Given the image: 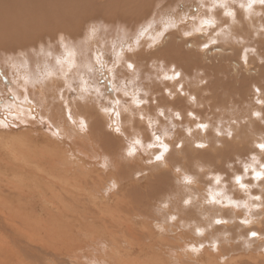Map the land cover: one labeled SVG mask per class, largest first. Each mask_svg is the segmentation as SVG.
I'll use <instances>...</instances> for the list:
<instances>
[{
    "label": "bare ground",
    "instance_id": "bare-ground-1",
    "mask_svg": "<svg viewBox=\"0 0 264 264\" xmlns=\"http://www.w3.org/2000/svg\"><path fill=\"white\" fill-rule=\"evenodd\" d=\"M250 14L247 13V16H252L249 19L253 20L254 14ZM247 16L246 19L249 20ZM12 25L13 23H10V26ZM165 27H168L167 23L158 29ZM158 29L143 36L148 40L147 47L151 42L150 38L156 35ZM10 30L15 34L14 29ZM17 30L21 31L19 26ZM191 32L198 33V37L201 36L200 38L203 40H206L207 37L211 39L210 31L207 28L203 29L202 34L194 30ZM16 34L25 37V33ZM222 35L226 40H220V44L216 43L210 47L215 49L216 54L214 55L225 56L224 59L218 60L219 63L215 66L219 72L216 69H206L202 72L204 74L224 73L225 69H229L227 66L229 63L228 65L232 66L230 70L232 75L237 80H243L242 85L230 84L233 88L222 92L221 95H209L208 93H211L208 92L211 89V85L210 87L208 85L209 81L197 78L193 80V86L189 84L188 88L189 80L181 78L180 80L184 84L173 81L176 88H170L171 93L178 89L187 99L192 100L191 97L194 96V101L198 106L204 105L207 110L215 107L220 99L225 98L222 101L230 102L229 99L233 98L235 94V100L232 102L236 106L238 100L246 96L243 91L258 89L260 82L256 80L259 77V74H256L257 69L254 66L246 67L248 63L244 66L238 60L231 61L228 54H231L233 49L225 47L231 37L225 31ZM263 37L264 35L259 38ZM167 38L161 44L166 43ZM134 39L135 37L131 38L128 45L132 44ZM4 40L5 38L2 41ZM178 40L173 36V39L167 42L165 47H162L159 56L171 59L172 65L184 64L185 60L194 62V64L201 61L197 53H183L179 48L180 44L177 43ZM140 41L143 42L142 37ZM115 46L117 45L112 46L113 50ZM191 46L196 47L194 43ZM4 47L6 49H1V51L8 49V46L4 45ZM200 48L202 49V47ZM127 51V48L126 50L119 48L114 50L117 60H123V58L125 62L131 60L127 58ZM59 59L65 63V67L69 68L72 63H68V60L74 61V53L71 52L70 55L62 56ZM103 61L104 67L101 68L99 65V69H101L99 72L104 71V78L109 86L110 83L113 84L112 76L107 71L111 66L107 62L105 63V59ZM132 61L134 62V60ZM78 64V62H74V66H78ZM161 70L163 73V69ZM59 74L62 76L61 72ZM70 75L67 73L69 79ZM63 76L66 77V75ZM90 76L94 77L93 72ZM201 77L207 78L204 75ZM97 82L99 80L94 77L93 86L96 90L99 89ZM52 84L55 86V83ZM180 85H183L182 91ZM107 89H110L111 92V95L108 93V100L114 102L120 99V102L125 105L120 94H118L120 95L118 99L114 98L113 90ZM259 92L263 93L260 90ZM45 97L44 95L42 98ZM112 102L109 101V103ZM23 105L27 107L29 114L36 111V105L33 102L24 101ZM124 105L121 106L122 113L120 115L122 117H120L119 123L123 132L122 137H117L108 131L107 126L113 123L116 117L102 111L107 104L100 107L102 116L86 117V129L82 130L77 123H73L70 128L65 126L59 128L58 134L52 137L33 131L31 119H26L28 122L22 120L24 125L18 124L20 122L17 123V119L11 121L13 114L2 108L4 105L0 103V209L5 211L11 225L22 235V237L11 239L9 233L5 235L0 233V264H264V243L260 244L261 233L258 243L253 245L242 235L244 231L242 234L234 233L235 231L231 233L228 229L222 231L217 228L215 223L217 217H224L226 220L228 216L231 220L236 221L237 214L235 207L232 204L229 205L232 198H229L230 195L225 190L226 188L213 187V189L207 182V175L210 173L220 177L215 168L222 153L227 150L244 153L239 150L243 148L241 139H239L240 141L237 139L242 135L238 132L240 129L236 133V139L231 141L221 139V146L218 147L217 141L211 136L207 142V148L210 151H208L209 149L199 151L194 146L197 140H191L188 136L182 138L185 147L181 150H174L173 159L179 160L181 165L178 166H182V172H186L193 178V183L186 185L171 168V165L166 169H158L148 163V159L155 149H149V153L143 149V153H138L134 158L126 156V145L134 138H143L142 126L145 122L152 121L153 123L152 118L154 117L147 110L139 108L132 110L131 107ZM116 107L117 105H115ZM46 109L44 108V111ZM172 110L174 109L172 108ZM136 114L138 118L133 116ZM57 116L59 115H55V119ZM55 119L53 118V120ZM261 119L264 122V114ZM55 123V127L60 124ZM55 123L53 122V125ZM250 126L251 128H247L252 131L257 144L264 142V137L261 136L264 134V127L260 126L256 120L254 125ZM217 128L218 125L214 131ZM254 128L258 130L255 133ZM152 132L154 131H151L145 140L143 139L145 144L149 142ZM203 141H207L205 136ZM166 142L171 141L167 138ZM105 158H107V166H105ZM241 164L243 166L245 162ZM138 172L144 174L138 176ZM113 184L115 187H112ZM259 184H263V182ZM261 187L260 185L259 188ZM262 194H264V187L258 193L264 201ZM213 195L217 200L222 199L223 204L211 203L210 198ZM188 198L192 200L191 205H184L183 200ZM164 203H167V208L162 206ZM257 207L261 212L258 214L260 215L258 218L255 217L257 212L251 214L245 208L242 215H238L241 220L248 218L250 221H256L259 219L256 225L246 223L249 232L253 231L255 227L260 232L264 226V205L261 204V201H257L256 209ZM170 215H175L176 220L168 219ZM242 224L245 223L242 222ZM239 227L238 224L233 226L236 230ZM197 229H202V234L198 233ZM227 233H231V236ZM193 248L196 250L194 251Z\"/></svg>",
    "mask_w": 264,
    "mask_h": 264
},
{
    "label": "rangeland",
    "instance_id": "rangeland-1",
    "mask_svg": "<svg viewBox=\"0 0 264 264\" xmlns=\"http://www.w3.org/2000/svg\"><path fill=\"white\" fill-rule=\"evenodd\" d=\"M222 3H226L227 7L222 9L219 6ZM240 4H244L245 7L240 8ZM247 4L248 0H0V42L2 44H0V103L4 105L2 108H5L13 114L11 116V121L17 119L16 122H20L18 124L21 125L22 120L31 119L33 123L31 129L33 131L55 137L59 128H63L64 126L70 128L73 124V120L77 121V125L79 126L78 122L81 118L85 120L86 117H90L91 115L102 116L100 109V107H102L101 105L107 104L108 106V104H110L109 101H113L107 99L108 93H111L110 89L107 88H111L114 98L118 99L121 95L123 101H125L126 107H131L132 110L133 108L147 110L153 115V126L149 127V122H145L141 128L143 136V138H141L142 141L145 140L151 131L162 132L165 128H168V122L176 125L175 130L170 131L167 137L170 141L179 139V141L183 142L182 138L187 136V133L184 135L186 129L191 128V140L203 142L208 146V139L213 136L218 143L217 147L221 146V139L229 141L236 139V133L238 129H240L238 132L242 135L241 137L238 136L237 139H241V141H239L242 142L243 148L239 150L244 153H235V151L228 150L222 153L220 155L222 157H220V161L217 162L215 168L220 174V184L217 185L215 183V178L218 175L213 173L207 175V182L211 188H226L225 190H227L230 195L229 198H232L230 201L236 202V204H232L237 214L236 221L231 220L230 217L227 216V223L216 224L217 228L222 231L228 229L231 233L235 231L234 233L242 234L244 231L242 235L251 241L253 245L258 243L259 234L261 233L260 244H263L264 226L260 232L255 226V228L253 227L254 230L252 229L253 231L249 232L247 231L248 226L246 223L242 224V222L247 219L249 223L256 225L259 219L256 221H250L248 218L241 220L238 215H242L245 208L243 205L247 203L248 207L245 208V210L247 209V212L251 214L252 212L253 214L257 212L256 218L260 216L258 215L261 213L260 210L258 211V207L256 209L257 201H254L251 197L258 195V193L262 191L264 182L263 184H259V181L252 179L251 173H245L244 182L250 186L256 185L255 187H250L249 191H245L240 189L234 180L236 175L241 174V163H251V156L255 155L258 161L264 162V152H261L257 148V140L253 137L252 131L248 130V128H251V124L254 125L255 120L259 122L260 126L264 127V122L261 119L264 114V103H258V101H264V37L259 38L264 35V31H262V29H264V6L257 3L253 5L251 10H247ZM230 10H234L236 13L234 22L224 14ZM247 13L249 15H251L250 13H252V15L254 14L253 20L249 19L252 16H247ZM246 16L251 23L246 19ZM206 17L214 18L216 21L214 31L207 26H205L204 29L207 28L210 31L211 39H216L217 44H220V40H226L223 35H216L221 27L230 35V42L227 40L228 45H225L226 48L233 49H231L232 53L228 54L229 59L231 61L238 60L244 66L248 63L246 67L254 66V68L257 69L256 74H259V77L256 80L260 82L257 88L263 93H256V90L243 91V93H246V96L238 100L236 106L232 102L235 100V94L233 98L229 99L230 102L222 101L225 98L222 100L220 99L215 107H211L207 110L204 108V105L198 106L195 101L184 97V94H181L178 89L176 92H172L171 95H168L167 91L171 92L170 88L175 87L173 81L175 83L184 84V82L180 80L181 78L189 80V83H187L188 88L189 84L193 86V80L197 78L209 81V87L211 85V89L208 91L211 92L208 93L209 95H221L222 92L233 88L230 84L242 85L243 80H237L232 75L230 71L232 66L230 67V65H228L229 63L227 64L229 69H225L224 73L204 74L202 72L206 69H216L217 72H219V69L215 68V66L218 65V60L225 58V56L214 55L216 54L215 49L210 48V50L207 51L200 48L202 43L211 40L209 37L206 36V40H203L200 38L201 36L198 37V33L193 34L191 38L183 35L186 31L195 30L197 27L200 28V21ZM253 21L254 23H252ZM10 23H13V27L10 26ZM165 23L168 25V31L166 32V38L168 37L167 42L171 41L174 36V39H180L177 43L180 44L179 48L183 53H197L201 58V61L196 64L188 60H185L186 62L184 64H175L177 66L176 70L179 72L182 71L178 81L165 80L163 78L166 74L171 75V59L166 58V56H159L160 50L167 45V42L163 44L160 42L156 47L150 48L146 45L148 41L147 38L143 37L148 35L149 32L161 28ZM16 24L21 31L17 30L18 26ZM172 24H176L177 27H171ZM92 26H95L97 29L95 35L89 33V29ZM10 29H14L15 34L14 32H10ZM144 29H147V31H144L143 35L139 37V39H141V37L143 39L141 45L139 47L134 45L132 51H127V58L131 59L130 61L136 66L134 70H129L125 66L124 58L123 60L118 59L121 61L117 60L114 50L118 48L121 50L128 49L127 46L131 38L136 37V34ZM254 32L256 33L254 34ZM16 33H21V35L25 33L26 39L23 35L20 36ZM58 35H63L65 37L64 43L68 46L67 51L59 46L56 39ZM3 38H5V42L7 41V45L2 41ZM186 41L189 43L187 42L188 44H186ZM192 43H194L196 47L191 46ZM179 44L177 45L179 46ZM4 45L8 46V51H1V49H6ZM114 45L117 46H115L113 50L112 46ZM211 46L212 45H210V47ZM19 47L22 48L19 49ZM245 49L249 50L247 52L246 62ZM251 49H255V52L251 51ZM97 50L103 53L105 63L107 62L111 68L113 67V62H117L115 75L113 76V73H110L113 84L110 83L111 85L109 84V86L105 81L104 71L99 72L101 71V69H99L100 66L95 62L94 57ZM71 52L74 53V61L69 59L68 63L71 62L72 64L71 67L67 68L65 67V63L59 58L70 55ZM57 60H59L60 63H57ZM132 60H134V62ZM74 62H78V66H74ZM93 66H95V69H93ZM55 67H57L56 70ZM161 69H163V73ZM60 72L62 76L59 74ZM92 72L95 79L99 80V82H97L99 85L98 90L93 86L94 77L90 76ZM243 72L245 71L243 70ZM67 73L69 75L71 73L70 79ZM63 75H66V77ZM201 75L207 78H202ZM43 77L44 79H42ZM81 77L89 81L91 93L84 95L83 98H81L79 92L73 93L64 86L67 81L75 87ZM220 77H222V79H219ZM52 83H55V86ZM202 85H205V83H202ZM61 91H63V98H61ZM125 91L129 93V96L124 95ZM132 93L138 94L141 99L147 102L137 107L132 102ZM43 94L47 99L46 97L42 98L44 97ZM246 98L247 100L245 101ZM24 101H30L36 105V111L33 114L27 113V107L23 105ZM122 104L123 103L120 102L116 107L119 113H122L121 106L124 105ZM46 107L49 108L46 109ZM44 108L48 111H44ZM172 108L174 110H172ZM161 109L164 110L165 117L159 116V111ZM56 111L59 112V114H57ZM54 112L55 115H59L56 117L57 119H55V115H53ZM176 112L180 113L182 117L181 120H176L174 118V113ZM255 112H260L261 116L257 117L253 115ZM188 113H194L195 119L189 116ZM69 114L71 115V119L69 118ZM133 116L138 118L137 114ZM33 117H35V119H33ZM51 117L55 120L60 118L59 120L61 121H55ZM120 117L122 116L119 115V123ZM51 121L60 124L55 127L56 123L53 125ZM197 123H207L209 125L208 130H198L196 128ZM22 125L24 124L22 123ZM217 125V129H220L224 133L231 131V136L226 134L217 136L216 131H214ZM257 131L258 130L254 128V133ZM204 136L207 140L205 142L203 141ZM261 136L263 138L264 134ZM98 137L100 138L99 135ZM183 144L185 143L183 142ZM227 147L229 148L228 144ZM145 149L147 153H149L150 150L148 148ZM208 149L209 148L206 147L204 149H199V151ZM208 151H210V149ZM260 185L262 186L261 188H259ZM261 204L264 205V203ZM229 205H231V203ZM218 218L219 217H217V219ZM219 219L225 220L224 217H220ZM236 224L240 226L238 230L233 228ZM252 232H256L257 235L253 237L251 235ZM0 233L3 235L9 233L11 239L22 237L11 225L5 211L2 209H0ZM231 233L227 234L231 236Z\"/></svg>",
    "mask_w": 264,
    "mask_h": 264
},
{
    "label": "snow or ice",
    "instance_id": "snow-or-ice-1",
    "mask_svg": "<svg viewBox=\"0 0 264 264\" xmlns=\"http://www.w3.org/2000/svg\"><path fill=\"white\" fill-rule=\"evenodd\" d=\"M259 4L261 6H264V0H248V4H247V9L251 10L253 8V5L255 4ZM222 9L227 7L226 3H222L219 5ZM240 8H244V4H240L239 5ZM227 17L231 18L234 22V18H235V11L234 10H230L224 13ZM182 19V18H181ZM207 26L208 28H212L215 29L216 27V21L214 18H204L201 21V27L199 29H195L194 31L196 32H200L202 34L204 27ZM171 27L175 28L177 27L176 24H172ZM97 29L95 26H92L89 29V33L91 35H95ZM144 31H147V29L142 30L141 32L136 34L135 39L133 40L132 44L128 45V50L132 51L133 50V44L136 45L137 47H139L141 45V41L139 39V37L141 35H143ZM168 31V27L162 28V29H158L157 33L154 37L151 38V42L148 43V47L152 48V47H156L158 43L162 42L164 39H166V32ZM262 31H264V29H262ZM224 33V28L221 27L220 31L216 33L217 36H220ZM183 35L185 37H189L191 38L193 35V32L191 31H186L183 33ZM58 44L60 47L64 48L65 51H67L68 46L64 43L65 37L63 35H58L56 37ZM188 41H186L187 43ZM217 43L216 39H211L209 41H206L204 43H202L201 47L205 50H209L210 49V45H215ZM249 50L245 49V62L247 60V52ZM251 51L255 52V49H251ZM103 53L100 52L99 50L96 51L95 54V62L97 65H100L101 68L104 67V61H103ZM57 63H60L59 60L56 61ZM125 66L127 69L129 70H134L135 69V65L129 60L125 62ZM117 69V62H113V67L112 68H108L107 71L110 73H113V76L115 75ZM170 72L171 75H164V79L165 80H179L181 77V73L179 71L176 70V66L173 64L170 66ZM51 75V74H50ZM66 88H68L71 92L76 93L79 92L81 94V98L84 97V95H88L91 94L90 93V89H89V81L86 78L81 77L79 82L75 85V87H73V85L69 82H65L64 85ZM180 89L182 91L183 89V85H180ZM257 92H259V89L256 90ZM125 96H129V93L127 91H125L124 93ZM168 95H171V92H168ZM61 98H63V91H61ZM131 99L132 102L137 106L140 107L142 106L144 103H146L147 101L141 99L138 94L136 93H132L131 94ZM191 99L194 101L195 97H191ZM258 103H264V101H258ZM119 104V100H116L112 103L109 104L108 107H105L102 109V111H104L105 113H111L114 117H116V120L109 124L107 126L109 133H114L117 137H122L123 136V132L121 131V127L119 125V115L120 113L116 110L115 105ZM189 116H191L193 119H195V114L194 113H188ZM253 115L260 117L261 113L260 112H255L253 113ZM159 116L161 117H165V112L163 109H161L159 111ZM69 118L71 119V115L69 114ZM174 118L176 120H181L182 117L180 116L179 112L174 113ZM33 119H35V117H33ZM141 119H143V116H141ZM74 124L77 123V121L73 120L72 121ZM169 123V127L165 128L162 132L160 131H154L151 134L150 140L147 144L144 143V141H142L140 138H134L133 140H131L127 145H126V149H125V154L128 158H134L136 157V155L138 153H143V149L148 148V149H155V151L152 153L151 157L148 159V163L150 165H153L156 168H168L169 165H171V168L181 177L182 182L186 185H191L193 183V178L190 175H187L186 172H182V166H178L181 165V162L179 160H175L173 159L174 156V149H183L184 148V144L182 141H179V139L177 140H173L171 142H166V138L169 136V132L170 131H174L176 128L175 124H172L170 122ZM79 127L84 130L87 128V122L81 118L78 122ZM152 121H149V127H152ZM196 128L200 131H207L209 128V125L207 123H197ZM186 133L187 136L191 137L192 135V129H186ZM58 134V133H57ZM228 135L231 136V131H227L226 133L222 132L220 129L216 130V135ZM195 148L196 149H204L207 147V145L203 142H196L195 143ZM257 148L261 151L264 152V142L257 144ZM251 163H245L242 168H241V174L240 175H236L234 177L235 183L239 186L240 189L245 190V191H249L250 187H255L256 185H249L247 183L244 182V174L245 173H251L252 174V179L259 181V182H264V162L258 161L256 156L253 155L250 157ZM105 166H107V158H105ZM143 172H138L137 175L141 176L143 175ZM220 177L217 176L215 178V183L217 185L220 184ZM112 187H115V184L112 185ZM264 195V194H262ZM254 201H261V203H264V201H262V196L261 195H256L251 197ZM210 202L211 203H221L223 204V200H217L216 196L213 195L210 198ZM192 200L190 198L188 199H184L183 200V204L184 205H191ZM231 204H236L235 201H230ZM164 208H167V203H164L162 205ZM238 206V205H237ZM245 208L248 207L247 203H245L243 205ZM168 219L171 220H176V216L175 215H170L168 217ZM244 223H248L247 220L243 221ZM216 224H224L227 223L226 220H222V219H216L215 220ZM197 232L202 234V229H197ZM251 235L253 237H255L257 235L256 232H252ZM201 247H203V245L201 244ZM193 250L195 251L196 249L193 248Z\"/></svg>",
    "mask_w": 264,
    "mask_h": 264
}]
</instances>
